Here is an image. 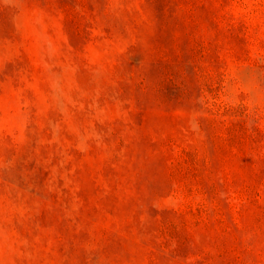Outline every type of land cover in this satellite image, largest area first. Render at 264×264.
Here are the masks:
<instances>
[{"label": "rangeland", "instance_id": "1", "mask_svg": "<svg viewBox=\"0 0 264 264\" xmlns=\"http://www.w3.org/2000/svg\"><path fill=\"white\" fill-rule=\"evenodd\" d=\"M0 264H264V0H0Z\"/></svg>", "mask_w": 264, "mask_h": 264}]
</instances>
